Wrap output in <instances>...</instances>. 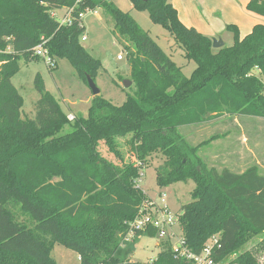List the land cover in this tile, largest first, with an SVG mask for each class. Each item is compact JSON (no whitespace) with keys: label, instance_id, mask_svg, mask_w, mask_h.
<instances>
[{"label":"trees","instance_id":"16d2710c","mask_svg":"<svg viewBox=\"0 0 264 264\" xmlns=\"http://www.w3.org/2000/svg\"><path fill=\"white\" fill-rule=\"evenodd\" d=\"M130 2L196 64L190 78L110 0H0V264H56V245L77 253L80 264H196L178 256L170 240H161L147 263L124 251L130 234L158 239L155 230L132 228L149 202L139 183L154 154L166 160L158 187L195 183L179 217L191 254L200 256L214 239V264L233 256L232 264H260L242 250L258 236L264 247V175L257 167L243 174L207 168L198 151L209 142L193 147L180 129L223 116L264 118V24L243 39L228 26L233 46L215 50L211 38L181 22L170 0ZM63 8H75L76 17L103 9L113 19L128 51L133 93L121 106L94 97L88 117L70 122L38 74L35 118L24 119V98L12 80L22 61L41 60L32 50L42 39L49 55L67 59L87 84L102 67L81 44L84 27H60L51 17ZM247 10L264 17V0L250 1ZM67 126L72 132L63 134ZM119 139L135 161H126Z\"/></svg>","mask_w":264,"mask_h":264},{"label":"rangeland","instance_id":"374dc122","mask_svg":"<svg viewBox=\"0 0 264 264\" xmlns=\"http://www.w3.org/2000/svg\"><path fill=\"white\" fill-rule=\"evenodd\" d=\"M110 1L120 11L130 13L141 29L147 32L168 56L173 57L183 74L187 78L191 77L196 69V64L184 57L183 49L176 44L171 34L162 26L154 24L147 11L134 10L130 0ZM214 1L216 0H206L207 7L211 8ZM170 2L176 6L178 14L180 11L184 14L189 9L190 1L188 0H170ZM224 6V16L220 12L216 13L217 18L222 20V23L226 19L232 18L236 11L229 0ZM243 11H248L247 7L243 8ZM244 12H235V15L241 17L243 14L246 15ZM83 25L85 31L82 36H86L87 40L82 41L81 39V44L93 58L102 64L101 69L93 79L101 92L100 96L111 101L115 106H121L126 102L127 94H132L133 91L129 90L130 88L125 89L123 86L125 81L130 80L131 66L127 57L128 51L120 43L122 38L115 29V23L103 9H95L86 13ZM230 25L225 24L223 32L220 34L221 37H224L221 39L225 47H231L234 44V34L227 30ZM237 29L241 34L240 29L238 27ZM243 38L241 37V39ZM120 57L122 59H119ZM55 62L56 67L54 68L48 66L43 60L29 64H26L25 61L21 62V71L13 78L12 82L24 98L22 108L24 119L35 118V105L41 97L35 89V79L38 74L43 79L45 90L60 103L66 115L73 114L76 118L88 117L93 98L89 85L79 76L67 59L55 60ZM254 73L259 74L257 71ZM71 132L72 128L67 126L63 134ZM180 133L193 147L209 142L208 145L198 151V155L206 163L207 168H214L219 172L228 169L235 174H243L248 169L257 167L259 173L264 175V118L223 116L198 126L181 128ZM212 138L215 139L212 140ZM125 142V139H119L126 161L131 159L135 161ZM114 160L115 163L120 164L118 160ZM165 161L161 154H154L148 160V167L143 170V178L139 183V188L149 200L157 205H161L162 197H164L171 211L176 214L178 218L177 236L171 239V242L176 245L183 238L179 222V217L183 214L182 208L192 202L191 194L196 186L193 181H189L165 188L158 187V171L164 167ZM262 239L263 236L254 237L242 250V252H252L260 264H264ZM160 241V238L153 239L146 235L138 238L134 236L124 242V249L132 250L130 258L132 262L147 263L154 260L160 253L161 248L158 245ZM207 244V246L212 247L213 239ZM127 249L124 251L126 252ZM52 258L55 259L56 264H80L77 253L61 245L55 246ZM234 259L235 256L231 257L226 264H232Z\"/></svg>","mask_w":264,"mask_h":264},{"label":"built area","instance_id":"2783aa9c","mask_svg":"<svg viewBox=\"0 0 264 264\" xmlns=\"http://www.w3.org/2000/svg\"><path fill=\"white\" fill-rule=\"evenodd\" d=\"M81 1V0H79ZM91 11V10H89ZM88 12V11H87ZM86 12V13H87ZM86 13H80L76 17L75 8H63L51 11V17L56 20L60 27H71L75 22H78V26L83 28V20ZM82 41H86L87 37L82 36ZM48 41L42 39V42L32 50L35 57L43 60L48 66L54 67L56 65L55 60L49 55V51L46 48ZM119 59H122L120 57ZM67 118L70 122L75 120L73 114H68ZM161 205L149 200V202L141 210L138 217L132 223L133 230L146 232L149 229L155 230L158 234V239L170 240L176 238V228L178 226V218L174 212L171 211L164 197H162ZM134 234H130L128 238H133ZM128 240V239H127ZM126 240V241H127ZM216 240L213 239V244ZM172 243V242H171ZM173 250L180 257L193 260L196 264H214L209 259L212 247L207 246L205 251L200 256H195L185 247L184 238H181L175 245L172 243Z\"/></svg>","mask_w":264,"mask_h":264},{"label":"crops","instance_id":"0c3cea01","mask_svg":"<svg viewBox=\"0 0 264 264\" xmlns=\"http://www.w3.org/2000/svg\"><path fill=\"white\" fill-rule=\"evenodd\" d=\"M188 1H190V5L189 9L185 11L186 13L182 14L179 10V18L181 22L189 28H195L199 33L208 36L212 40H222L224 38L221 37L220 34L223 32L225 24H231L238 27L241 31V37H245L250 34L256 25L264 24V17L252 12L243 11V8L247 7L249 2L252 0H229L231 5H233L236 10L235 12H244L246 15L243 14L241 17H238L234 12L232 18L226 19L223 23L221 22L222 20L217 18L216 13L220 12L222 16H224V5L227 0H216L211 5V8L207 7L206 0ZM174 7L176 8V6ZM94 97L95 96L93 95L92 101Z\"/></svg>","mask_w":264,"mask_h":264},{"label":"water","instance_id":"95a60500","mask_svg":"<svg viewBox=\"0 0 264 264\" xmlns=\"http://www.w3.org/2000/svg\"><path fill=\"white\" fill-rule=\"evenodd\" d=\"M213 49L215 50H220V49H223L225 47V44L222 40H216V39H213ZM132 82L131 81H125L123 83V86L125 89H129L131 86H132ZM88 85L92 91V94L97 97V96H100L101 92L100 90L97 88L94 80L91 78V77H88Z\"/></svg>","mask_w":264,"mask_h":264}]
</instances>
